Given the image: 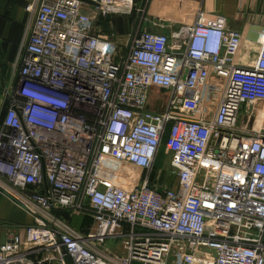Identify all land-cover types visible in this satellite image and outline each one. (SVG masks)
Instances as JSON below:
<instances>
[{
	"label": "built area",
	"instance_id": "2783aa9c",
	"mask_svg": "<svg viewBox=\"0 0 264 264\" xmlns=\"http://www.w3.org/2000/svg\"><path fill=\"white\" fill-rule=\"evenodd\" d=\"M133 1L25 6L0 190L33 225L0 244V264H264V123L253 110L264 104V33L252 65L235 63L241 33L201 9L171 38L135 31L125 51L93 34L88 10L106 17ZM151 88L167 94L162 112L146 108ZM243 105L253 117L239 126ZM163 141L172 188L152 174ZM58 212L92 226L75 230Z\"/></svg>",
	"mask_w": 264,
	"mask_h": 264
},
{
	"label": "crops",
	"instance_id": "0c3cea01",
	"mask_svg": "<svg viewBox=\"0 0 264 264\" xmlns=\"http://www.w3.org/2000/svg\"><path fill=\"white\" fill-rule=\"evenodd\" d=\"M33 2L34 0H0V131L8 107L5 92L12 89L24 55L23 48L30 35L33 13L26 12L25 6ZM133 2L134 9L131 12L121 11L106 17L88 10L87 13L94 22L93 34L114 42L125 51L135 31L162 33L171 38L178 28L191 25L198 9H201L206 17H223L229 29L241 33L242 42L235 63L252 65L257 57L261 36L264 33V0H134ZM172 42L173 40L170 39V43ZM151 92H156V100L160 101L158 106L151 101ZM166 100L165 92L151 88L146 108L154 112H162ZM217 100V96L212 99L213 105ZM262 111L264 105L260 113ZM262 116L260 114L259 118L261 119ZM175 184L174 181V186ZM84 218L90 219L86 216ZM31 225L33 220L29 213L0 190V244L4 243L11 234L20 233L23 228ZM91 226L92 220L89 226L75 230L83 231Z\"/></svg>",
	"mask_w": 264,
	"mask_h": 264
},
{
	"label": "rangeland",
	"instance_id": "374dc122",
	"mask_svg": "<svg viewBox=\"0 0 264 264\" xmlns=\"http://www.w3.org/2000/svg\"><path fill=\"white\" fill-rule=\"evenodd\" d=\"M219 88H216L214 92L210 93V97L213 99L214 97H218L219 95ZM150 98L152 102H155L157 106L159 105V100H156V92H151L150 93ZM165 101V99H164ZM161 103L163 104V101L161 100ZM262 115V113L256 114V118L259 115ZM253 115H251L250 111H248L247 108H245V105L241 108V111L239 113V126L243 123L251 119ZM257 121V119H256ZM250 126V124H249ZM163 143L160 146V150L163 151ZM162 155L159 156V158L156 160L152 174L158 176V183L162 188H172L174 186V176L170 171L169 167V160H170V155L166 153H161ZM111 168H120L121 170L125 171L127 174H138L140 173L139 170H131L128 171L125 167H122L118 163L114 162H108ZM69 214V213H68ZM69 216L72 218V221L70 222V225L74 229H79L80 227H87L91 224V219L89 218H84L85 216L83 215H72L69 214ZM121 241L119 239H107L105 241L103 249L112 251L114 253L122 254L121 252ZM171 260V259H170Z\"/></svg>",
	"mask_w": 264,
	"mask_h": 264
},
{
	"label": "trees",
	"instance_id": "16d2710c",
	"mask_svg": "<svg viewBox=\"0 0 264 264\" xmlns=\"http://www.w3.org/2000/svg\"><path fill=\"white\" fill-rule=\"evenodd\" d=\"M162 143H163V147H164V141ZM161 153H164V149H163V151H161V150L159 151V156L162 155ZM56 215L61 217L62 219H65L69 224L72 221V218L69 216L68 213L58 212V213H56Z\"/></svg>",
	"mask_w": 264,
	"mask_h": 264
},
{
	"label": "bare ground",
	"instance_id": "6f19581e",
	"mask_svg": "<svg viewBox=\"0 0 264 264\" xmlns=\"http://www.w3.org/2000/svg\"><path fill=\"white\" fill-rule=\"evenodd\" d=\"M264 105V104H263ZM263 105L261 104V105H256V106H254V111H256L257 113H260V110L262 109V107H263ZM264 123V118H263V116H262V118L260 119L259 118V116H258V118H257V121H256V124H258L259 126H262V124ZM258 126V127H259Z\"/></svg>",
	"mask_w": 264,
	"mask_h": 264
}]
</instances>
